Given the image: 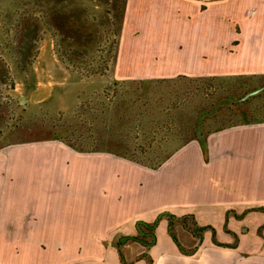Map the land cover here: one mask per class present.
<instances>
[{
    "label": "rangeland",
    "instance_id": "374dc122",
    "mask_svg": "<svg viewBox=\"0 0 264 264\" xmlns=\"http://www.w3.org/2000/svg\"><path fill=\"white\" fill-rule=\"evenodd\" d=\"M123 11L124 0H0V192L8 172L13 180L26 167L59 168L61 227L74 208L89 219L114 204L125 222L112 245L139 250L121 264H152L162 235L196 237L182 248L192 252L216 233L197 217L214 201V137L261 116L264 77L244 72L248 20L240 7L229 18L206 15L227 22L221 35L230 44L222 42L218 61L206 53L194 71L181 46L164 54L181 62L162 60L155 47L120 46ZM44 215L43 224L29 214L11 226L0 218V231H13L0 236V264L103 263L106 222L59 233L48 222L52 210ZM244 215L228 208L221 229L248 232Z\"/></svg>",
    "mask_w": 264,
    "mask_h": 264
},
{
    "label": "crops",
    "instance_id": "0c3cea01",
    "mask_svg": "<svg viewBox=\"0 0 264 264\" xmlns=\"http://www.w3.org/2000/svg\"><path fill=\"white\" fill-rule=\"evenodd\" d=\"M206 3L208 8L203 7ZM209 4L221 10L214 13V7ZM237 7L248 20L245 25L244 72L246 76L264 77V0H124L118 44L134 48L155 47L166 62H181L164 55L168 48L172 54L175 47L181 46L180 56L184 57L182 62L187 64L188 70L203 69L206 53L208 61H218L222 42L230 44L231 39L228 36L222 41L221 30L227 22H205L206 15L211 13L217 20L222 16L229 18L237 13ZM257 15L261 16L260 22L253 21V16ZM211 30L215 33H208ZM260 110L261 116L230 124L227 132L214 137V201L205 206L211 207L210 213L197 211L199 222H211L216 226L214 236L209 232L202 245L192 252H185L182 248L194 245L196 237L180 239L178 243L172 237L162 235L153 249L152 264H264V227L260 233L256 232L258 224L264 223V104H260ZM7 174L10 185L3 188L4 191L2 189L3 193L0 192V205L4 200L6 207L3 213L0 212V218L1 222L8 223L7 226L24 222L28 214L36 215L38 222L43 224L45 209H51L53 216L48 222L53 223V231L59 233L93 230L94 227L87 223L95 226L106 222L105 233L98 235L109 243L103 248L102 264H121L122 255L131 260L139 251L133 247L120 251L118 246L112 245L115 231L125 222L124 211L114 204L106 207L104 216L96 213L89 219L83 210L78 213L74 208L65 221L68 225L61 227L59 168L26 167L21 173L23 178L13 180L12 174ZM51 186H58L57 191L51 190ZM253 207L261 209H248ZM228 208H233L235 213H246L240 222L249 224L248 232L236 231L237 236L234 237L221 229L220 224L226 221ZM228 220L237 222L233 217ZM12 232L0 231V236L4 238L6 233ZM212 237L220 243L213 241Z\"/></svg>",
    "mask_w": 264,
    "mask_h": 264
},
{
    "label": "water",
    "instance_id": "95a60500",
    "mask_svg": "<svg viewBox=\"0 0 264 264\" xmlns=\"http://www.w3.org/2000/svg\"><path fill=\"white\" fill-rule=\"evenodd\" d=\"M123 238V237H122Z\"/></svg>",
    "mask_w": 264,
    "mask_h": 264
}]
</instances>
